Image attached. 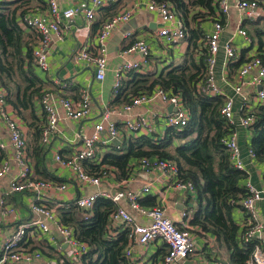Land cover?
Masks as SVG:
<instances>
[{"label":"crops","instance_id":"obj_1","mask_svg":"<svg viewBox=\"0 0 264 264\" xmlns=\"http://www.w3.org/2000/svg\"><path fill=\"white\" fill-rule=\"evenodd\" d=\"M14 1V0H7ZM148 0H117L95 11V18L90 24H86L84 19L77 16L72 23L62 21L61 28L63 36L61 39L52 41L47 52L48 67L45 69L36 68V74L41 79L42 90L50 91L54 97L64 96L71 100H78L81 89H87L91 96V112L90 115L79 120L61 119L58 122L57 130L50 137L49 143L44 154V167L50 171L57 179H45L40 174L34 175L38 179L53 180L54 182H66L67 189L57 191L54 188H49L42 193V201L46 202L55 210L56 216L59 219V213L64 208L63 204L73 205L74 200L80 196L97 192L107 191L114 194L121 189H130L133 191H141L145 185L150 186L147 193H141V199L146 200L148 197L154 201L153 205H142L152 207L160 205L165 209V214L172 219L178 226L182 224L190 225L192 228L193 238L197 245V252L185 261H191L192 264H212V260H217L215 263L221 264L224 256V251L215 245V241L211 235H198L193 231V226L190 224L192 213L197 206V196L195 190L179 189L174 185L173 179L168 177L159 167H150L148 169L139 167L136 161L133 160L131 171L127 178L117 179L112 167L109 168L107 175L102 177L101 183L97 186L82 183L75 178V172L68 166L61 164L55 160V154L59 153L63 158L69 157L81 145L82 137L90 133L94 124L100 119L101 110L104 106H117L113 94V84L115 82L116 69L124 60H135L140 57L139 53L123 54V50L127 48L136 39H144L149 46L150 56L144 67L146 72H160L164 67L171 64H178L185 59V52L188 47V41L182 40L176 43H166L164 39L158 37L157 31L162 26L159 15L155 11L146 9ZM230 10L228 14L221 15L223 29L219 36V50L216 53V63L214 66V75L217 85L221 93L219 97L224 101L226 97L233 98V117L231 129L236 132V141L240 149V161L243 165L246 178L258 188L263 189L264 185V161L258 160L255 156L250 155L252 141V128H244L240 125L241 116L247 111H255L263 108L264 104L259 105L256 100V92L258 85L253 83H245L241 87L239 93H234L233 84L236 80V74L241 63L252 55H257L258 43L252 39L247 30L243 27V23L250 18L244 19L243 13L235 8V3L238 0H228ZM60 9L75 6H89L88 0H57ZM19 9H27L30 13L40 15L45 21L49 20L48 7L46 0H17L13 3V7ZM129 9L131 11L130 18L127 22L118 25L107 40V66L105 77L102 80H97L94 77V69L87 62L76 63L73 59L74 52L81 47L94 49L96 44V34L102 24L110 18L114 12L118 13ZM259 15L264 13V0H261L259 7ZM217 16V10L214 15ZM212 19H206L199 22V27L204 34L209 33L213 29ZM257 17V16H256ZM255 17V18H256ZM254 19V18H251ZM198 22V21H197ZM198 24V23H197ZM22 27V26H21ZM23 28V27H22ZM242 28L246 31V35L239 34L238 29ZM26 31L32 32L29 29L23 28ZM33 33V32H32ZM36 36V33H34ZM37 39V38H36ZM38 41V39H37ZM37 41L35 45L37 44ZM230 41L231 45L237 52V59L228 61L224 45ZM94 52V51H93ZM264 61V52H261ZM198 57V56H196ZM125 75L123 81L132 79V74ZM249 80L250 76H246ZM10 106V105H9ZM11 107V106H10ZM12 108V107H11ZM175 107L170 103H164L159 99H154L151 102L142 103L132 109L125 116L131 118L143 116L145 117L151 130L148 134L143 131H129L123 123L118 122L119 134L113 138L108 144H99L97 150V161H84V170L92 171V168L101 165L102 159L106 154L120 148L123 143H127L140 135H146L153 139H161L167 127L166 115L173 112ZM37 114L40 113L39 102L37 101ZM112 119L118 120V115L111 116ZM21 120V119H20ZM22 121V120H21ZM22 129L27 141V151L33 167V159L31 158L30 146L33 143L34 130L27 126L24 121ZM104 134H102L103 136ZM181 140L174 139V145H178ZM0 144H3L4 157L8 161V170L5 176L0 180V196H3L8 203H12L16 212L13 217L0 214V243L8 232H10L18 223L32 219L33 215L28 208L29 203L33 199L30 193L26 192H10V184L13 178L19 174V167L13 159V149L10 146L8 133L5 125L0 117ZM29 148V149H28ZM213 159V164L218 163L220 154L215 149H210ZM155 157V156H150ZM264 197V191H263ZM124 208L132 216L134 222L138 224H147L149 220L142 216L138 211L133 210L127 200L121 199L117 202V207ZM255 214L257 221L263 224V230L259 236L264 251V199L256 202ZM233 218L236 223L241 226L245 222L244 212L240 208H235ZM51 231L47 234L40 235L33 232L29 234V238L22 244L23 249H37L42 255L41 259L31 261L29 264H64L67 259L72 262L70 256V246L63 237L56 231L54 224L49 222ZM114 231L115 229L112 228ZM120 228L116 229V234L121 232ZM116 234L112 235L115 236ZM53 237V238H52ZM60 245V248H57ZM166 244L157 238L147 245L135 244L133 246V264H152L158 262L166 253ZM225 259V258H224ZM74 262V261H73ZM76 261L75 263H80ZM14 264V263H10ZM24 264V263H20Z\"/></svg>","mask_w":264,"mask_h":264},{"label":"built area","instance_id":"obj_2","mask_svg":"<svg viewBox=\"0 0 264 264\" xmlns=\"http://www.w3.org/2000/svg\"><path fill=\"white\" fill-rule=\"evenodd\" d=\"M89 6H75L60 9L57 0H46L48 7L49 20L45 21L40 15L26 12L19 20L20 26L36 33L38 41L33 48L34 63L40 69L48 67L47 52L52 41L61 39L63 36L61 23H72L77 16L84 19L86 24H90L95 18V11L116 2L117 0H88ZM261 0H238L235 8L243 13L244 19L255 18L258 16ZM228 0H218L217 16L213 21V29L205 34V43L208 57L206 71L199 83V92L208 95H219L221 93L216 83L214 75V66L216 63V53L219 50V36L223 29L221 15L228 14L230 10ZM146 9L158 13L162 26L158 29V37L164 39L166 43H176L186 39L187 33L183 20L171 8L167 2H158L148 0ZM131 11L129 9L120 11L108 18L96 34V44L94 49L81 47L73 54L76 63L87 62L94 69V77L102 80L105 77L107 66V40L114 29L128 21ZM239 34L245 36L246 31L238 29ZM94 51V52H93ZM139 53L140 57L135 60H124L116 69L115 82L113 84V94L117 96L125 75L134 72L144 71L146 62L150 56L149 46L144 39H136L127 48L123 54ZM225 56L228 61L237 59V52L230 41L224 45ZM201 53V52H200ZM250 76L249 80L245 78ZM258 85L256 100L259 105L264 104V61L258 55H252L244 60L238 68L236 80L233 84L234 93H239L245 83ZM159 99L164 103H170L175 110L166 115V124L175 129L182 128L189 120V111L184 106L181 97L177 94H169L160 87H156L150 94H140L133 96L129 102L121 103L117 106H104L101 110L100 119L94 124L90 133L82 137L81 145L72 153L71 156L62 158L59 153L55 154V160L61 164L70 167L75 172V178L89 185L97 186L101 183L102 177L107 175H92L83 168L84 161H97V150L99 144L106 145L119 134L118 122L123 123L129 131H143L148 134L151 130L145 117L139 116L131 118L125 116L132 109L142 103L151 102ZM40 112L45 115L41 141L45 146L48 145L50 137L57 130L58 122L61 119L79 120L90 115L91 96L87 89H81L79 99L74 101L64 96H56L45 91L39 100ZM221 116L232 126L233 117V98L226 97L220 107ZM118 115V120L112 119V115ZM0 117L8 133L9 143L13 149V159L19 167V174L13 178L10 184V192H26L33 197L28 205L33 217L32 219L18 223L10 232L4 235L0 243V264H29L31 261L41 259L42 253L37 249H23L22 244L29 238V234L36 231L40 235L51 231L49 222L54 224L56 231L69 244L71 259L80 261L82 254L88 251V245L78 242L73 236L71 227L65 226L57 218L55 210L46 202L42 201L43 191L54 188L57 191L67 189L66 182H54L38 179L34 175L33 167L27 151V141L24 135L22 125L16 111L6 103V92L0 85ZM255 115L253 111L247 110L240 118V125L244 128H250L254 123ZM102 134H104L102 136ZM222 143L229 151V158L236 169L244 171L243 165L239 159L240 149L236 141V132H231L224 138ZM3 150V144H0ZM250 155L254 156L252 149H249ZM139 167L148 169L150 167H159L164 173L173 179L174 185L179 189L194 190V185L190 181L183 182L177 180V165L173 160L159 159L158 157H143L137 161ZM8 170V161L5 157L0 162V180L5 176ZM244 187L248 195L238 203L242 207L245 215V225L249 228L244 234V240L248 241L253 237L259 236L263 230V224L257 221L255 214L256 202L264 199L263 189L256 188L248 178L244 181ZM150 186L147 184L141 188V191L130 189H121L111 194L107 191H97L85 196H80L74 200L73 206L81 211H88L92 208L94 201L98 197L111 198L114 202L121 199L127 200L133 210L138 211L145 216L149 222L147 224H138L134 222L132 216L124 208L118 206L109 216L108 234H116V229L126 230L128 232V243L125 246V256L133 264V246L135 244L147 245L157 238H160L167 247L166 253L162 258L152 264H172L181 263L197 252V245L193 238L191 226L182 224L178 226L172 219L165 214V209L160 205L145 207L140 205L141 193H147ZM64 208L69 205L63 204ZM16 212L12 203H8L3 196H0V214L10 217ZM84 214V212H83ZM86 215V214H84ZM114 228L115 231L112 229ZM53 238V237H52ZM57 245V248H60ZM72 261V262H73ZM216 264V263H214ZM247 264H264V251L261 243L254 245Z\"/></svg>","mask_w":264,"mask_h":264},{"label":"trees","instance_id":"obj_3","mask_svg":"<svg viewBox=\"0 0 264 264\" xmlns=\"http://www.w3.org/2000/svg\"><path fill=\"white\" fill-rule=\"evenodd\" d=\"M16 1L0 0V85L6 92V103L34 130L33 145L30 146L33 170L45 179H57L46 170L43 161L46 147L41 134L45 115L42 112L37 114V101L45 90H42L41 79L36 74L32 53L38 38L20 26V17L28 8L20 10L13 7ZM156 1L170 4L183 20L188 41L185 59L164 67L160 72L132 74V79L122 81L114 102L126 103L133 96L150 94L160 87L181 97L189 111V120L179 129L167 127L161 139L140 135L123 143L120 148L106 154L101 165L87 173H108L109 168L105 165L113 168L117 179H122L129 176L133 160L137 163L139 159L150 156L173 160L177 165V180L190 181L196 192L197 206L190 220L193 231L213 237L217 248L225 253L221 264H247L259 239L253 237L245 241L244 234L249 227L245 222L239 226L233 218L235 208L242 210L238 202L248 195L244 187L246 176L232 165L229 151L221 141L232 130L219 111L222 99L219 95L199 92L208 57L205 34L199 22L215 17L218 0ZM114 14L116 12L110 17ZM243 27L257 41L260 52L257 55L263 60L264 13L245 21ZM253 112L251 149L258 160L264 161V109L260 107ZM175 138L181 140L178 145L173 144ZM210 149L220 154L216 164H213ZM3 157L4 151L0 148V162ZM145 203L153 205L154 201L148 197L141 200L142 205ZM116 208L117 203L111 198L98 197L88 211H81L72 204L61 209L60 222L71 227L75 239L89 248L82 254L80 263L66 259L64 264H131L124 253L128 232L124 230L115 236L108 234L109 216ZM216 261L212 260V264Z\"/></svg>","mask_w":264,"mask_h":264},{"label":"water","instance_id":"obj_4","mask_svg":"<svg viewBox=\"0 0 264 264\" xmlns=\"http://www.w3.org/2000/svg\"><path fill=\"white\" fill-rule=\"evenodd\" d=\"M183 264H192L191 261H185Z\"/></svg>","mask_w":264,"mask_h":264},{"label":"rangeland","instance_id":"obj_5","mask_svg":"<svg viewBox=\"0 0 264 264\" xmlns=\"http://www.w3.org/2000/svg\"><path fill=\"white\" fill-rule=\"evenodd\" d=\"M203 21V20H202Z\"/></svg>","mask_w":264,"mask_h":264}]
</instances>
